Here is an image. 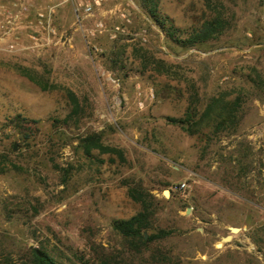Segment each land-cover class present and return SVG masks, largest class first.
<instances>
[{
	"label": "rangeland",
	"instance_id": "374dc122",
	"mask_svg": "<svg viewBox=\"0 0 264 264\" xmlns=\"http://www.w3.org/2000/svg\"><path fill=\"white\" fill-rule=\"evenodd\" d=\"M156 1L180 42L139 0H0V264L30 247L264 264V0ZM216 11L222 29L182 45ZM216 100L236 101L231 124L203 117ZM186 112L191 132L168 120ZM141 209L144 239L164 231L144 244L111 226Z\"/></svg>",
	"mask_w": 264,
	"mask_h": 264
},
{
	"label": "trees",
	"instance_id": "16d2710c",
	"mask_svg": "<svg viewBox=\"0 0 264 264\" xmlns=\"http://www.w3.org/2000/svg\"><path fill=\"white\" fill-rule=\"evenodd\" d=\"M206 7L220 8V0H203ZM156 0H139V5L145 14L153 20L169 37L171 40L180 42L179 38L173 35L172 26L169 24L166 26L165 17L159 16V13L156 10ZM225 24L224 17L220 12L216 13L207 20H204L200 27L193 31L189 36L182 39V45L192 46L195 43L201 42L208 37H211L214 33L219 32L223 25ZM212 101L207 104L206 108L202 112L204 118L210 119L211 123L215 127H224L228 124H231L234 118L233 108L236 105V101L233 103L223 102L222 100ZM213 106L212 112L209 108ZM192 113H185L182 118H168L169 121L173 123H178L186 131H190L191 127L196 123L192 119ZM200 121V120H199ZM197 120V122H199ZM90 138V137H89ZM149 213L145 212L144 209H141L134 215L130 216L127 219H115L112 220V228L119 233L123 238H134L136 237L140 244L144 242L161 237L164 234L163 230H157V232L151 233L147 236V239H144L141 230L149 227L147 217ZM67 262H61L56 260L48 251L42 247H30L24 256V259L20 262L12 261L11 259L2 263V264H75L70 260L66 259Z\"/></svg>",
	"mask_w": 264,
	"mask_h": 264
},
{
	"label": "water",
	"instance_id": "95a60500",
	"mask_svg": "<svg viewBox=\"0 0 264 264\" xmlns=\"http://www.w3.org/2000/svg\"><path fill=\"white\" fill-rule=\"evenodd\" d=\"M229 232L232 233V232H235L237 231V228L236 227H233V226H230L228 228ZM228 233V234H225L224 236L221 237V240L222 241H228L230 238H231V234Z\"/></svg>",
	"mask_w": 264,
	"mask_h": 264
},
{
	"label": "built area",
	"instance_id": "2783aa9c",
	"mask_svg": "<svg viewBox=\"0 0 264 264\" xmlns=\"http://www.w3.org/2000/svg\"><path fill=\"white\" fill-rule=\"evenodd\" d=\"M98 1H99V0H92V2H93L94 4H97ZM89 8H90V6H86V7H85V10H88ZM97 24L100 25V22H98Z\"/></svg>",
	"mask_w": 264,
	"mask_h": 264
},
{
	"label": "bare ground",
	"instance_id": "6f19581e",
	"mask_svg": "<svg viewBox=\"0 0 264 264\" xmlns=\"http://www.w3.org/2000/svg\"><path fill=\"white\" fill-rule=\"evenodd\" d=\"M167 194V192L166 191H164V195H166Z\"/></svg>",
	"mask_w": 264,
	"mask_h": 264
}]
</instances>
